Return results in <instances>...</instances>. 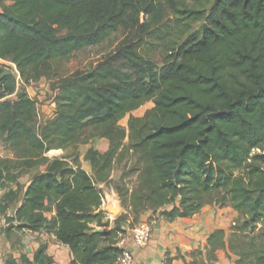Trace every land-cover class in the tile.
<instances>
[{"label":"trees","instance_id":"1","mask_svg":"<svg viewBox=\"0 0 264 264\" xmlns=\"http://www.w3.org/2000/svg\"><path fill=\"white\" fill-rule=\"evenodd\" d=\"M6 1L0 142L12 157L0 156V216L7 230L53 234L69 247L70 264H115L123 221L133 225L149 211L173 222L216 204L236 213L228 232L215 228L184 254L167 250L164 264H214L219 251L233 264H264V0ZM120 28L128 34L94 65L53 76L56 62ZM151 49L161 54L158 68ZM41 78L54 80L53 117L37 124L26 86ZM149 100L127 129L118 124ZM94 136L108 146L86 150L92 174L76 155H45ZM128 155L134 187L122 183L123 172L110 177ZM37 166L21 188L19 178ZM99 184L126 207L112 225ZM46 249L42 241L31 258L2 263L52 264Z\"/></svg>","mask_w":264,"mask_h":264},{"label":"rangeland","instance_id":"2","mask_svg":"<svg viewBox=\"0 0 264 264\" xmlns=\"http://www.w3.org/2000/svg\"><path fill=\"white\" fill-rule=\"evenodd\" d=\"M140 19L141 21H143L144 16L140 15ZM171 24L172 22L168 23V25H171ZM193 26L198 27L199 23L194 24ZM127 34H128V29L120 28L117 32L113 33L110 36V38L106 40L105 42L99 45H96V46L86 47L82 50L76 51L67 59H63L61 61L56 62L53 66V69H54L53 76L54 77L64 76V75L71 73L73 70L77 68H88L94 65L103 54H106L109 51H111L118 44V42ZM145 52L149 54L150 58L155 59L156 65L158 68L160 66V60H161V54L159 52V49L145 50ZM8 65L9 67L12 68L11 64L8 63ZM53 81H54L53 79L47 80L46 78H41L37 82H31L27 84L26 86V91L28 95L31 98H33V100L36 102L37 113H38L37 124H40L41 122L53 117L52 100L54 96V91L51 88ZM151 107H152L151 100L144 102L137 109L126 114L122 119H120L118 124L127 129L128 118L131 115L141 116L145 111L149 110ZM91 133L92 131L90 129L86 130L87 135ZM107 146H108V140L106 138L94 136V137L89 138L87 142L85 143H77L63 150L62 149H52L46 152L45 155L47 157H64V158H67V160L71 159V157L76 155L80 159L82 166L86 169V171L89 174H92L90 164L83 159V156L86 150L88 148H93L99 152H103L107 149ZM0 156L12 157V152L7 148V146H5L1 142H0ZM133 161H134V157L131 155L130 156L128 155L121 161L114 163L112 171L110 173L111 179L113 181H117L121 173L123 172L125 180L122 183H125V185L128 187H132L134 184H136V175L128 172L129 166L133 164ZM41 169H43V166H37L36 168L32 169L29 173L23 174L19 178L21 188L25 186V184L28 182V180L30 179L31 175L34 172H38ZM102 189H106L105 194L107 196L106 198L104 197V203H102V206H103L102 209L104 210L106 200L113 196L114 197H118V196H117V193L113 190V188H111L109 185L107 186L106 184H104V187H102ZM112 192L114 195H111ZM208 207L212 209L211 211L212 213H210V220H209L213 222L212 225L216 227H224V229L227 231L228 227L230 226L231 221L234 218H236V215L232 214V211L230 210H226L225 212H222V213L219 212L221 208H227L226 206L220 207L216 204H211ZM105 212L107 213V217L110 219L111 225H112V220L115 218V216L108 213L107 211ZM125 212H126V207L122 206L120 214L125 213ZM148 213L149 214L146 217V219H151V220L156 219L155 215H153L152 212H148ZM0 221H1L0 223L1 259H4L8 255L13 256L19 262H20L19 259L21 255H25L26 257L31 258L33 255L32 253L34 251V248L38 245V243L44 241L43 239L44 236L42 237L40 235L42 232L38 234H33V233H30L28 230H19V231L15 229L7 230L6 224H2V221H3L2 216H0ZM212 225L204 227L205 228L204 230L201 228H198L196 230L197 233H195L194 235L193 242L188 241L184 246L187 249L182 250V251L180 250L181 253L184 254L188 250L193 249L195 247H202L204 243V238L207 234L205 233V231L211 228ZM131 226L132 225H129L127 232L125 228H123L125 226L124 225L122 226V229H124L125 238L129 237L130 241H131ZM99 228L101 230L103 229L102 227H99ZM124 233H123V236H124ZM177 250L179 249L175 248L174 251L173 250L171 251L169 250V251L174 254ZM165 252L163 254V261L165 259ZM217 255H218V259L214 264H233L234 256H228L227 252L219 251ZM174 263L181 264V261H175Z\"/></svg>","mask_w":264,"mask_h":264},{"label":"crops","instance_id":"3","mask_svg":"<svg viewBox=\"0 0 264 264\" xmlns=\"http://www.w3.org/2000/svg\"><path fill=\"white\" fill-rule=\"evenodd\" d=\"M2 4H8V1L0 0V5ZM27 183L25 184V186L27 185ZM99 187L102 189V187H104V184H99ZM105 190L106 189H102V192H103V196L106 198L107 196L105 194ZM22 191L20 195L17 197V199L15 200V203H16L15 207L21 201ZM3 193H4V190L1 189L0 196ZM111 195H114L113 192ZM101 208H103V206H101ZM226 210L232 211L230 208L227 207V208H221L219 212L222 213V212H225ZM211 211L212 209L206 206L202 208L199 213H197L191 218H178L176 221H173V222H167L161 218L154 219V225L151 230L150 240L143 247L136 246L132 240V236H131V241L129 237L125 238V233H124L125 245L132 253L133 264H164L163 254L167 249L170 251L171 250L174 251L175 248H178L181 251L186 250L187 248L184 247L185 244L188 241L193 242L194 235L195 233H197L196 230L198 228H201L204 230L205 229L204 227L210 226L213 224L212 221H209L210 213H212ZM148 212L149 211L143 212L140 215L139 220L146 219V217L149 214ZM232 214L236 215L234 211H232ZM128 221L126 220L123 221V225L125 226L123 228H125L126 232L129 227ZM108 228H110V226L107 227V229ZM215 228L224 229V227H216L212 225L211 228L205 231V233H209ZM40 232H42L40 235L42 237L44 236L43 242H45L47 246L46 252L53 259L52 264H70L71 256H70L69 247L57 242L55 239V236L51 233H47L46 231L41 230L38 232H30V233L38 234ZM36 247L34 248V251ZM2 261L3 259H1V262Z\"/></svg>","mask_w":264,"mask_h":264},{"label":"built area","instance_id":"4","mask_svg":"<svg viewBox=\"0 0 264 264\" xmlns=\"http://www.w3.org/2000/svg\"><path fill=\"white\" fill-rule=\"evenodd\" d=\"M13 68L14 66L12 65V69ZM102 202L104 203V200ZM153 225H154V220L143 219L134 223L131 226V236L136 246L143 247L149 242ZM115 244L120 250L116 258L115 264H133V256L131 251L125 245L123 234H119V238L117 239ZM0 264H2L1 252H0Z\"/></svg>","mask_w":264,"mask_h":264},{"label":"water","instance_id":"5","mask_svg":"<svg viewBox=\"0 0 264 264\" xmlns=\"http://www.w3.org/2000/svg\"><path fill=\"white\" fill-rule=\"evenodd\" d=\"M104 210L108 213L112 214L113 216L117 217L121 212V204L117 197H111L106 200V204ZM96 231H101L100 228L96 229Z\"/></svg>","mask_w":264,"mask_h":264}]
</instances>
